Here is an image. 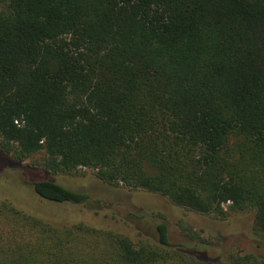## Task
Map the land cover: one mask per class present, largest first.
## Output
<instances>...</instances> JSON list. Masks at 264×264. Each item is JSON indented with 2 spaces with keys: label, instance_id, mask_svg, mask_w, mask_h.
Returning a JSON list of instances; mask_svg holds the SVG:
<instances>
[{
  "label": "trees",
  "instance_id": "16d2710c",
  "mask_svg": "<svg viewBox=\"0 0 264 264\" xmlns=\"http://www.w3.org/2000/svg\"><path fill=\"white\" fill-rule=\"evenodd\" d=\"M0 156L214 221L251 213L257 245L213 258L161 215L133 240L0 199V264H264V0H0Z\"/></svg>",
  "mask_w": 264,
  "mask_h": 264
},
{
  "label": "rangeland",
  "instance_id": "374dc122",
  "mask_svg": "<svg viewBox=\"0 0 264 264\" xmlns=\"http://www.w3.org/2000/svg\"><path fill=\"white\" fill-rule=\"evenodd\" d=\"M10 162L0 156V199L12 201L29 212L111 229L133 240L150 239L158 215H161L166 219L173 244L192 246L178 229V224L183 223L206 241L200 249L213 258L230 247L244 252H254L257 247L252 238L251 213L231 215L222 222L214 221L175 207L156 195L102 185L89 171H85L84 176L48 175L38 168L33 169L31 160L20 164ZM36 180L51 181L71 191L83 192L90 202L87 205L49 204L32 192L30 184ZM258 252L264 254L263 249Z\"/></svg>",
  "mask_w": 264,
  "mask_h": 264
}]
</instances>
